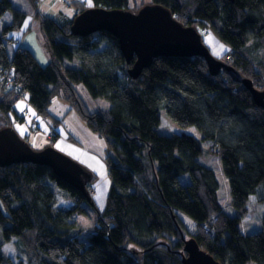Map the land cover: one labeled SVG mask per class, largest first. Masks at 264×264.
<instances>
[{
    "label": "trees",
    "instance_id": "1",
    "mask_svg": "<svg viewBox=\"0 0 264 264\" xmlns=\"http://www.w3.org/2000/svg\"><path fill=\"white\" fill-rule=\"evenodd\" d=\"M28 1L35 8L37 0ZM153 3L185 27L213 31L229 47L219 60L264 91V0ZM93 4L134 13L143 6L132 8L130 0ZM73 5L75 16L87 9L78 1ZM8 11L13 18L0 27V69L13 71L14 88L0 87V115L8 118L23 96L45 118L54 99L69 103L104 140L111 183L91 235L81 241L73 221L75 214L86 213L80 192L44 166L0 167L1 241L15 239L28 264H183V236L188 234L183 214L196 225L188 239L219 264H264V214L257 232L242 234L240 224L251 197L264 202V109L245 87L224 71L210 75L200 57H159L133 80L128 75L133 62L127 65L117 39L105 32L75 37L72 20L39 17L45 67L23 48L10 58L7 36L20 28L25 13L11 0H0V19ZM77 85L110 106L90 111ZM161 111L195 136L159 133ZM202 142L219 160L233 214L223 211L215 172L199 162ZM58 194L72 205L57 206ZM0 264L23 263L4 255L0 246Z\"/></svg>",
    "mask_w": 264,
    "mask_h": 264
},
{
    "label": "water",
    "instance_id": "2",
    "mask_svg": "<svg viewBox=\"0 0 264 264\" xmlns=\"http://www.w3.org/2000/svg\"><path fill=\"white\" fill-rule=\"evenodd\" d=\"M70 30L75 37L105 32L117 39L127 65L133 62L128 70L133 80L159 57L203 58L210 75L217 76L224 71L235 83L249 91L257 107L264 109V91L254 88L251 80L215 58L195 27H185L159 4L143 5L136 13L90 7L73 19ZM21 164L49 168L59 180L80 192L86 202L92 204V197L87 190L92 175L79 163L52 147L42 151L32 149L10 127L0 130V167ZM181 254L183 264H219L200 248L194 238L184 240Z\"/></svg>",
    "mask_w": 264,
    "mask_h": 264
},
{
    "label": "rangeland",
    "instance_id": "3",
    "mask_svg": "<svg viewBox=\"0 0 264 264\" xmlns=\"http://www.w3.org/2000/svg\"><path fill=\"white\" fill-rule=\"evenodd\" d=\"M12 1L13 0H11V2ZM22 1L23 0L14 1V4H17L18 2L22 3ZM45 1L44 0H42V1L37 0L35 8H34V13L36 15V17H35L36 22L34 23V27L37 28V30H38V27L40 29L39 17L54 20L53 18L50 17V16L54 15V13H55L54 9H57L58 11H62V12H64V11L72 12L73 11V12H75L73 19L76 17L75 15L77 13V9L73 5L74 0L73 1L72 0H48V2L47 1L45 2ZM75 1H78L79 3H81L85 8L86 7L90 8L94 5L93 0H75ZM39 8L44 9V10H42V11H44V13ZM40 13H42L43 15H41ZM55 18H56L55 20L57 22H59V23L62 22L60 17L56 16ZM73 19H72V21H73ZM14 31H16V30H14ZM201 37H202V41H203L204 45L207 47V49L210 51V53L215 58L220 59L228 53L229 47L226 44H224L221 40H219L213 31L209 30L207 33H205ZM40 39H41V37H40ZM12 44H14V49L18 48V43L16 41H14ZM12 44L10 42V43H8V46H7V50H8V53L10 55L13 53L12 48H11ZM0 87H2L1 79H0ZM2 88H6V87H2ZM76 90H77L80 98L83 100V102L85 103V105L87 106V108L90 111H95L97 109H107L110 106V104L108 102H106L105 100H103L101 98L94 99V98L90 97L82 85H77ZM13 92L15 93L16 97L21 96L19 94V92H15V91H13ZM19 114H22V117H18V119H19L18 121H16V118H17L16 116H15V119H13L11 121L10 117L12 115H10V113L7 114L8 118L0 115V128L4 127V126L11 127L12 124H21L29 116L28 111L19 112ZM160 114H161V124L158 128L159 133L164 134V135L181 134L183 132H186L188 134L192 133L193 135L195 134L191 128L187 129V130L180 129L176 124L171 122L166 117L164 111H161ZM35 125H36V123L35 124L31 123V125H29V126H30V131L34 132V134L36 135L37 129H36ZM58 127H60V125H58ZM49 137H50L51 141H49V139L47 140V142L44 141L43 143L46 142L45 146L52 147V148L56 149L57 151L61 150V152L65 153L67 155H68V153L72 154L74 157L78 158V160H80L82 163L86 164V166L94 172V175L91 173L92 178H91V181L87 185L88 191H93V189L95 187H97L98 185H100L101 183H103L105 179H108L110 182V177H109V173L107 170L106 162L105 161L103 162V160H101L97 155L90 154V153L86 154L84 152V150H82L81 148L69 147L68 144L63 142L62 140H58V141L55 140L56 142L54 145V140H53V138L55 137L54 133H51ZM26 138L27 137H25V139L24 138H21V139L26 141L27 144L29 145L28 140ZM29 146L31 147V145H29ZM202 147H203V154L199 158V162L202 165L211 168L215 172V174L219 180V183H220V190H219L218 194H219L220 202L224 206L223 211L228 213V214H233L234 211L231 209V206H230V199L228 196L229 193H228L227 183L225 182V180H224V178L220 172L219 160H218L216 155L209 152L210 151L209 143L202 142ZM44 149H45V147H43L41 149V151ZM68 156H70V155H68ZM1 168H3V167H1ZM71 205H72L71 202H68L66 200H62L60 195L58 194V205L57 206L70 207ZM84 207L86 208L85 214H75L73 217L74 223L76 221V224H77L76 228L79 229V231H80V232H77V235H79V239L81 241L87 240L88 236L91 235L92 230L95 227L94 225H95L96 219L98 218L97 213H99L98 212L99 210L96 206H95V208H96V210H95L92 208L91 204H89L87 202L84 204ZM263 214H264V202L256 201V197H251L250 202H248V214L240 222L241 233L242 234H251V233L259 231L261 228V218H262ZM180 217L182 218V220L184 221V223L187 227L188 234L189 233L190 234L195 233L196 225L194 224V222H192L188 217L184 216L183 214L180 215ZM74 234H76V232ZM188 234H185L183 236L184 240H188V238H189ZM15 243H17L15 239H12V240H10V242H7V243H5L3 240L1 241V239H0V246L2 248L3 254L10 257L11 259H13V261L15 263L28 264L29 262H28L27 258H24L21 255V253L17 249V244H15Z\"/></svg>",
    "mask_w": 264,
    "mask_h": 264
},
{
    "label": "crops",
    "instance_id": "4",
    "mask_svg": "<svg viewBox=\"0 0 264 264\" xmlns=\"http://www.w3.org/2000/svg\"><path fill=\"white\" fill-rule=\"evenodd\" d=\"M14 1H19V0H13L11 2L12 7L16 10H20L24 12L25 18L19 29L13 31L12 33L10 32L8 34L7 37L10 38V41L8 43L11 42L12 44L14 41H16L18 43V48H23L28 50L37 60V62L41 66L45 67L48 64V59L46 54L44 53L42 42L40 39V29L38 27L37 30V28L34 27V23L36 22L35 19L36 15L34 13V8L31 6L28 0H23L22 3L18 2L17 4H14ZM46 1L48 2V0ZM152 3L153 0H130V7L134 8V7H139L141 5H147ZM39 9L41 11L44 10L41 8ZM54 10H55L54 15L50 17L53 18L54 20L56 19L55 18L56 16L60 17L62 21L60 23H65L72 20L75 14V12L73 11L62 12V11H58L57 9ZM42 12L44 13V11ZM40 14L43 15L42 13ZM12 18H13L12 12L10 11L6 12L0 19V27L10 25L12 23ZM11 48L13 53L11 55L8 53L10 58H12L16 50V48L14 49V44L11 45ZM13 109H14V113H10V115H12L10 117L11 121L15 119V116L19 112H23V111L29 112V116L25 119L23 123L12 124L11 127L15 130V132L19 135V137L24 139L25 137H27L26 139L28 140L29 145H31V147L36 151H41L43 147L48 148L49 146H45L46 142L48 139L49 141H51L49 136L51 133H54L55 135V137L53 138L54 145L56 141L62 140L63 142L67 143L69 147L81 148L82 150H84L86 154L90 153L97 155L101 160H103V162L105 161V158L108 155H110L109 154L110 152L104 140L99 135L93 133L85 124V122L82 120V118L75 112L72 106L62 99L56 98L51 102L49 107V114H50L49 118H45L42 115H40L29 103L27 96H23L19 98L14 103ZM31 123L34 124L36 123L35 125L37 129L36 135L34 134V132L30 131L29 125H31ZM58 125H60V127H58ZM2 128L3 127H1L0 129ZM192 131L194 132V130ZM189 134L193 135L192 133ZM193 136H195V134ZM44 141L46 142L43 143ZM58 151L61 152V150ZM68 155L67 156L70 157L71 159L73 160L75 159L74 161L77 160L78 162L77 161L76 162L79 163L86 171L94 175V172L91 169H89L86 166V164L82 163L80 160H78V158L74 157L72 154L68 153ZM109 187H110V182L108 179H105L104 182L98 185L97 187H95L93 191H89L92 197L91 202L98 208L99 211H102L105 207Z\"/></svg>",
    "mask_w": 264,
    "mask_h": 264
},
{
    "label": "built area",
    "instance_id": "5",
    "mask_svg": "<svg viewBox=\"0 0 264 264\" xmlns=\"http://www.w3.org/2000/svg\"><path fill=\"white\" fill-rule=\"evenodd\" d=\"M207 31L208 30L205 28V29H202L200 31V33L201 34H205ZM12 75H13V71L12 70H7V71H5L3 73V72H1V69H0V79H1L2 87H6V88L7 87H11Z\"/></svg>",
    "mask_w": 264,
    "mask_h": 264
},
{
    "label": "bare ground",
    "instance_id": "6",
    "mask_svg": "<svg viewBox=\"0 0 264 264\" xmlns=\"http://www.w3.org/2000/svg\"><path fill=\"white\" fill-rule=\"evenodd\" d=\"M7 88H8V90L14 88L13 76H12L11 87H7ZM15 89H16V90H19V86H18V85H15ZM16 117H17V118H16V121H18V120H19L18 117H22V114H19V113H18V114L16 115ZM6 128H9V127H6ZM10 128H11V127H10ZM3 129H5V128H3ZM1 130H2V129H1Z\"/></svg>",
    "mask_w": 264,
    "mask_h": 264
},
{
    "label": "snow or ice",
    "instance_id": "7",
    "mask_svg": "<svg viewBox=\"0 0 264 264\" xmlns=\"http://www.w3.org/2000/svg\"><path fill=\"white\" fill-rule=\"evenodd\" d=\"M25 26H27V25H25Z\"/></svg>",
    "mask_w": 264,
    "mask_h": 264
}]
</instances>
